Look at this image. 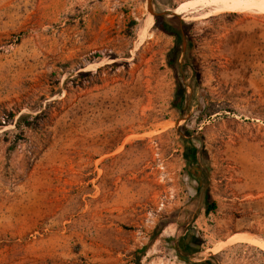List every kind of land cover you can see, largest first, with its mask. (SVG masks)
Listing matches in <instances>:
<instances>
[{"label":"rangeland","instance_id":"1","mask_svg":"<svg viewBox=\"0 0 264 264\" xmlns=\"http://www.w3.org/2000/svg\"><path fill=\"white\" fill-rule=\"evenodd\" d=\"M184 1L0 0V264H264V9ZM156 15L189 25L183 117ZM16 108L50 114L20 133L3 125Z\"/></svg>","mask_w":264,"mask_h":264},{"label":"trees","instance_id":"2","mask_svg":"<svg viewBox=\"0 0 264 264\" xmlns=\"http://www.w3.org/2000/svg\"><path fill=\"white\" fill-rule=\"evenodd\" d=\"M155 27L173 38V45L168 50L165 57V63L173 73L175 85L170 107L183 117L191 106L190 98L195 91V84L192 78L187 82L188 69L191 68L193 70V75L196 72L195 65L189 55L191 52V41L188 34L189 25L182 20L177 21L176 16L167 18L164 15H156ZM183 42H185L184 49L182 48ZM182 53L183 57L182 61H180ZM188 89L192 91V95H189ZM199 110H201V105L198 107V111ZM19 112L18 108H16L5 114L7 116L3 120V125L12 124L20 133H23L25 129H38L41 124L48 119L50 114L48 111H41L34 116L30 114H19L17 118L14 119ZM0 126H2V124H0ZM179 131L182 133H179ZM177 132L183 149L182 158L189 169L188 174L197 183L193 200L199 201L208 211H212L215 209V203L212 200L209 188L203 187L201 184V178L209 172V167L207 166V153L203 148L202 138L199 133L196 132L195 128H188L186 124L181 125ZM203 163L206 166H203ZM164 226L165 224L161 223L155 227L151 241L156 239ZM135 264H140L139 256L136 257ZM204 264H211V262L208 260L205 261Z\"/></svg>","mask_w":264,"mask_h":264},{"label":"bare ground","instance_id":"3","mask_svg":"<svg viewBox=\"0 0 264 264\" xmlns=\"http://www.w3.org/2000/svg\"><path fill=\"white\" fill-rule=\"evenodd\" d=\"M198 5H202V6L203 5L204 6L209 5V6H211L212 11L213 12L215 11V13L217 12V10L218 11L219 10H228V11L229 10L230 11L236 10L237 11L238 9L251 10V9H257V8L259 10V9H264V0H187V1H184L183 3L179 4V6L175 10V13L178 12L179 9L182 10V8H185V7H196ZM208 9H210V8H208ZM204 15H206V14H204ZM207 15H209V14H207ZM150 22L151 21H149V23ZM150 25H151V23H150ZM245 235L244 234H235V235H233V237L243 239V238H246L247 235L246 236Z\"/></svg>","mask_w":264,"mask_h":264}]
</instances>
